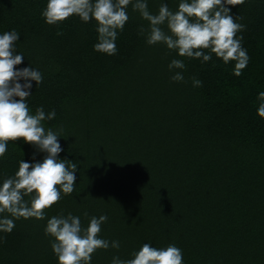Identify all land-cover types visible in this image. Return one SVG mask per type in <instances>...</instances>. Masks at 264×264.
<instances>
[{
    "label": "trees",
    "instance_id": "1",
    "mask_svg": "<svg viewBox=\"0 0 264 264\" xmlns=\"http://www.w3.org/2000/svg\"><path fill=\"white\" fill-rule=\"evenodd\" d=\"M46 3L0 0V35L19 33L14 49L24 59L16 70L41 72L27 104L32 114L41 106L55 110L42 123L60 136L57 159L77 164L76 180L45 219H16L10 233L0 232V264H58L45 228L52 216L68 214L79 216L84 228L91 217L106 215L99 237L120 243L96 250L91 264L130 259L145 243L174 244L183 264H264V118L257 114L264 0L227 5L245 26L237 37L250 59L240 76L235 61L225 64L213 54L202 62L162 43L149 45L147 32L140 34L148 22L131 4L118 51L107 55L94 50L95 20L73 15L49 25L42 16ZM163 3L175 12L180 0H147L153 14ZM173 59L186 68L169 70ZM175 71H183V81L171 79ZM45 155L22 138L8 142L0 184L21 160L32 164Z\"/></svg>",
    "mask_w": 264,
    "mask_h": 264
},
{
    "label": "clouds",
    "instance_id": "2",
    "mask_svg": "<svg viewBox=\"0 0 264 264\" xmlns=\"http://www.w3.org/2000/svg\"><path fill=\"white\" fill-rule=\"evenodd\" d=\"M243 3L244 0H180L175 12L163 3L158 14H153L147 0H47L42 16L49 25L73 15L85 23L95 20L98 42L94 50L115 55L118 33L129 19L127 8L131 4L132 9L148 22L147 29L140 27V34L147 32L149 45L162 43L167 49L176 50L181 57L202 62L210 61L213 54L225 64L235 61L234 75L240 76L250 59L241 44L243 37H237L245 26L230 15L227 5ZM62 34L57 32V35ZM18 38L19 33L15 30L0 35V157L6 154L8 142L20 138L46 155L42 162L30 164L21 160L14 176L5 178L0 184V214H8L0 216V232L6 233L13 230L16 219H45L46 209L61 199V193L68 195L74 191L77 170L76 163L57 159L63 150L57 139L60 136L43 126V121L55 118V110L45 113L41 106L35 114L30 111L28 89L32 87L31 81L36 85L42 83L43 76L34 68L15 69L24 59L23 54H16L14 49ZM168 68L184 70L186 65L182 60L173 59ZM21 79L25 83L17 82ZM171 79L183 81V71H175ZM192 83L194 87L202 86V81L195 77ZM257 99L260 101L257 114L264 118V92H260ZM25 196L30 200H25ZM84 215L87 216V212ZM107 219L106 215L93 216L84 228L79 216L68 214L49 218L45 232L54 238L51 248L58 264H91L96 250L118 249L119 241L110 242L99 237L101 225ZM131 256L126 260L113 256L111 264H183L182 251L174 244L156 248L145 243Z\"/></svg>",
    "mask_w": 264,
    "mask_h": 264
},
{
    "label": "rangeland",
    "instance_id": "3",
    "mask_svg": "<svg viewBox=\"0 0 264 264\" xmlns=\"http://www.w3.org/2000/svg\"><path fill=\"white\" fill-rule=\"evenodd\" d=\"M43 158H44V156H37L34 158L33 163L42 162Z\"/></svg>",
    "mask_w": 264,
    "mask_h": 264
}]
</instances>
